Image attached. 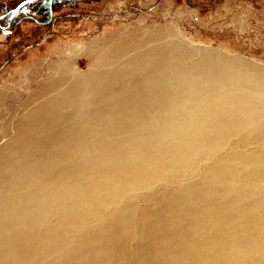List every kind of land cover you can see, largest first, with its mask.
I'll return each instance as SVG.
<instances>
[{
  "label": "bare ground",
  "instance_id": "1",
  "mask_svg": "<svg viewBox=\"0 0 264 264\" xmlns=\"http://www.w3.org/2000/svg\"><path fill=\"white\" fill-rule=\"evenodd\" d=\"M183 57L138 55L121 87V71L73 78L26 117L0 150V264H264V153L214 159L264 135V76Z\"/></svg>",
  "mask_w": 264,
  "mask_h": 264
},
{
  "label": "rangeland",
  "instance_id": "2",
  "mask_svg": "<svg viewBox=\"0 0 264 264\" xmlns=\"http://www.w3.org/2000/svg\"><path fill=\"white\" fill-rule=\"evenodd\" d=\"M22 1L0 0V16L7 17L0 19V150L18 145L26 117L71 79L121 71V87L131 79L130 62L158 48L181 50L187 65L209 53L264 76V0H34L11 14ZM235 152L260 157L264 135H230L214 159ZM209 164H196L190 181H200ZM165 187L142 191L146 202L134 208L152 207Z\"/></svg>",
  "mask_w": 264,
  "mask_h": 264
},
{
  "label": "water",
  "instance_id": "3",
  "mask_svg": "<svg viewBox=\"0 0 264 264\" xmlns=\"http://www.w3.org/2000/svg\"><path fill=\"white\" fill-rule=\"evenodd\" d=\"M32 1L34 0H24L21 3H19L12 11L11 14L16 13L17 11H19L20 9H22L23 7H25L26 5L30 4ZM6 15H2L0 16V19H2L3 17H5Z\"/></svg>",
  "mask_w": 264,
  "mask_h": 264
},
{
  "label": "trees",
  "instance_id": "4",
  "mask_svg": "<svg viewBox=\"0 0 264 264\" xmlns=\"http://www.w3.org/2000/svg\"><path fill=\"white\" fill-rule=\"evenodd\" d=\"M16 14H18V13H16ZM6 18H7V17H6ZM6 18H3V19H6ZM3 19H2V20H3Z\"/></svg>",
  "mask_w": 264,
  "mask_h": 264
}]
</instances>
